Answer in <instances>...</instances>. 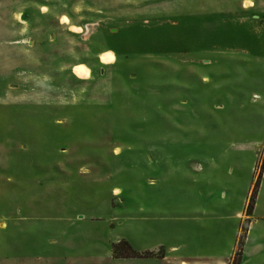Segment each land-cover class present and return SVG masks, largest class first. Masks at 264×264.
I'll list each match as a JSON object with an SVG mask.
<instances>
[{"label":"rangeland","instance_id":"rangeland-1","mask_svg":"<svg viewBox=\"0 0 264 264\" xmlns=\"http://www.w3.org/2000/svg\"><path fill=\"white\" fill-rule=\"evenodd\" d=\"M174 71L196 73L190 110L158 120ZM121 240L141 256H113ZM238 248L264 264V0H0V264H235Z\"/></svg>","mask_w":264,"mask_h":264},{"label":"crops","instance_id":"crops-1","mask_svg":"<svg viewBox=\"0 0 264 264\" xmlns=\"http://www.w3.org/2000/svg\"><path fill=\"white\" fill-rule=\"evenodd\" d=\"M253 6H254V2H253ZM196 49L198 50L197 52L199 54H204V52L206 53V51H202L201 48H200V45H195ZM202 47V46H201ZM209 59L206 58L205 62H209L208 61ZM201 64V65H203ZM201 65L197 64L195 65V68L197 69L198 67H200ZM196 69L194 72H196ZM181 72V71H180ZM179 73V72H178ZM176 74V72L174 71L173 72V75L171 77V81H170V84H171V87L170 89L173 90L172 91V97H171V108H167L165 107V104L163 102H161V107H157V119L159 118V115L161 116L165 111L166 113H169V112H172V111H175L177 112L178 110L175 109V107L173 106V104L175 103H179V101H182V100H187V103L184 105V110L182 112H184L185 114L189 113V101L191 100V96H190V92H191V87H192V82L195 78H192L195 76V74H191L192 72H188L184 75H180V74ZM204 78V77H203ZM203 78L201 79L200 78V81L203 82ZM185 85V86H184ZM163 89V88H161ZM177 95H176V94ZM163 95H164V92L163 90L160 91V88L158 89L157 91V101L159 100H162L163 101ZM177 113H180V111H178ZM159 120V119H158ZM151 147V148H159V143H155V145H148V144H145V145H141L140 148H146V152H147V149ZM150 157H157L158 155L157 154V151H155V154L154 153H150ZM156 155V156H155ZM148 156L147 155H143V156H140L141 159H144V157L146 158ZM113 159H116V158H121L120 156H117V155H112ZM147 159V158H146ZM81 174V173H80ZM82 175V174H81ZM112 197H115L116 195L115 194H111Z\"/></svg>","mask_w":264,"mask_h":264},{"label":"clouds","instance_id":"clouds-1","mask_svg":"<svg viewBox=\"0 0 264 264\" xmlns=\"http://www.w3.org/2000/svg\"><path fill=\"white\" fill-rule=\"evenodd\" d=\"M47 9L41 8V11H46ZM62 22H67L66 18ZM75 31H79V29H74ZM99 60L101 63H115L116 54L112 50L105 51L102 55L99 56ZM71 72L78 79H90L92 76V70L85 66L84 64L75 65L71 68ZM119 190L114 189L113 192L116 194Z\"/></svg>","mask_w":264,"mask_h":264},{"label":"trees","instance_id":"trees-1","mask_svg":"<svg viewBox=\"0 0 264 264\" xmlns=\"http://www.w3.org/2000/svg\"><path fill=\"white\" fill-rule=\"evenodd\" d=\"M257 186H258V181H256V183L254 184L252 192H251V194H250V196L248 198V203H247V205L245 207V212H246L247 215L251 214V212L253 210L254 198H255ZM120 243H124L126 246H128L129 249H130V252L129 253L128 252L124 253L123 255H121V254L118 255L117 254V251H118L117 247L119 246ZM238 250L239 251L234 254L233 259H232V260H234L235 264H238V262H239L240 248H238ZM112 253H113V256H115V257H139V256H141L140 253H138L137 251L133 250L130 247V245L124 240H121V241H119L117 243H114L112 245Z\"/></svg>","mask_w":264,"mask_h":264},{"label":"bare ground","instance_id":"bare-ground-1","mask_svg":"<svg viewBox=\"0 0 264 264\" xmlns=\"http://www.w3.org/2000/svg\"><path fill=\"white\" fill-rule=\"evenodd\" d=\"M181 264H184V262H182Z\"/></svg>","mask_w":264,"mask_h":264}]
</instances>
